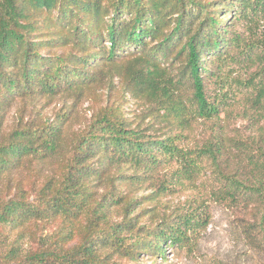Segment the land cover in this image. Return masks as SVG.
Masks as SVG:
<instances>
[{"label":"trees","instance_id":"1","mask_svg":"<svg viewBox=\"0 0 264 264\" xmlns=\"http://www.w3.org/2000/svg\"><path fill=\"white\" fill-rule=\"evenodd\" d=\"M217 205L264 256V0H0V264H164Z\"/></svg>","mask_w":264,"mask_h":264},{"label":"rangeland","instance_id":"2","mask_svg":"<svg viewBox=\"0 0 264 264\" xmlns=\"http://www.w3.org/2000/svg\"><path fill=\"white\" fill-rule=\"evenodd\" d=\"M246 67L242 63L233 64L232 70L233 74L244 72ZM108 86V85H106ZM106 89V87H105ZM102 94V91H100ZM126 110L132 115L134 112L140 113L145 107L143 102L135 100L130 96H126ZM21 102H15L12 107L7 108L4 114L3 128H10L11 124L15 121L16 109L20 108ZM105 98L97 97L96 92L90 95L81 96L79 98L68 97L66 99L57 98L50 100L48 98H43L38 103V106L42 107V112L48 116H53L57 111H60L65 106L72 107L71 117L73 124L85 123L91 116L93 108H98L102 104H105ZM161 122L155 117L147 118L145 124H150V126L155 125V128L161 126ZM242 124V120L237 121V126ZM26 176V173L24 174ZM31 178L23 179V186L29 187ZM152 190L146 189L140 191V194H148ZM162 201L167 202V206H163L161 203L157 204V207L148 210L149 214L142 216L141 220H149L150 215L154 214V218H158L161 214L169 213L170 209L173 208L175 204H180L184 200V196L176 194L175 196L167 195L161 198ZM149 206H154V202L149 204ZM147 213V212H146ZM44 231V235L50 234L51 232L57 231L58 223L50 225ZM79 237H74L78 239ZM26 245L31 244L25 243ZM155 257L151 255H143L141 257L142 262L151 263ZM161 263V259H158ZM264 264V256L258 254L253 249L250 248L249 243L246 241L244 236L241 234L240 230L234 224V219L231 213L225 210L222 206H214L212 221L208 228L199 237L196 246L187 253V255L175 256L170 248H167V260L164 264Z\"/></svg>","mask_w":264,"mask_h":264}]
</instances>
